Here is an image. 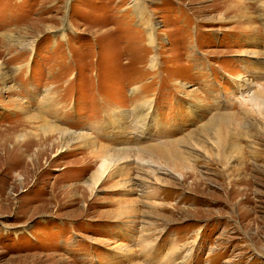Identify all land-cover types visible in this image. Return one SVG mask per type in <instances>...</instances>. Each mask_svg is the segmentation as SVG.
Wrapping results in <instances>:
<instances>
[{"label":"rangeland","instance_id":"obj_1","mask_svg":"<svg viewBox=\"0 0 264 264\" xmlns=\"http://www.w3.org/2000/svg\"><path fill=\"white\" fill-rule=\"evenodd\" d=\"M263 92L264 0H0V264H264Z\"/></svg>","mask_w":264,"mask_h":264},{"label":"bare ground","instance_id":"obj_2","mask_svg":"<svg viewBox=\"0 0 264 264\" xmlns=\"http://www.w3.org/2000/svg\"><path fill=\"white\" fill-rule=\"evenodd\" d=\"M254 102L256 103H254V105H256V107H257V105L258 106H260V104H262L263 105V107L261 108V109H259L258 108V111L259 112H263V110H264V92L262 93V94H259V96H257V97H254ZM130 113H128V115L129 116H131V117H133V118H137V117H139V115H138V112L137 111H134V110H132V111H129ZM263 116V115H262ZM230 117V116H229ZM225 119H227V117H225ZM222 120H216V123H220ZM228 124V123H227ZM225 125V124H224ZM216 132H217V134H216V136H214L215 137V139H219V141H218V144H220V142L221 141H223L224 142V139L222 138V136H221V133L219 132V126H216ZM229 136H230V133L228 134ZM217 137V138H216ZM231 139V138H230ZM225 145V144H224ZM233 147H234V145H233V142H230L229 144H228V148L230 149V151H231V149H233ZM225 148H227V146L225 147ZM155 150H154V152H149V155L151 156V155H153V156H166V161H169L168 163L170 164V165H172V166H177V165H180L181 163H184V162H181V160L179 159V157L177 156V154H178V151L176 150V149H174V148H172V149H167V148H162V147H156V148H154ZM146 151H148V150H146ZM142 153V152H141ZM144 153V152H143ZM142 153V154H143ZM113 156V155H112ZM115 156V155H114ZM152 157V156H151ZM182 157V156H181ZM180 157V158H181ZM19 158V157H18ZM22 158V157H21ZM20 159V158H19ZM104 159H110V160H113L114 161V158L113 157H110V155L108 156V155H104L102 158H101V161L102 160H104ZM116 159H117V157H116ZM125 159V158H124ZM183 159V158H182ZM161 160V159H160ZM183 161V160H182ZM17 163V162H16ZM15 164V163H14ZM107 165H109V164H107V163H105V162H103L101 165H100V170H99V172H98V174H95V175H93V178H92V182H91V185L90 186H88V187H90V188H95L97 185H98V182L101 180V179H103V180H101L102 182L103 181H105V178L106 177H109L108 176V173H106L105 174V171H106V168H107ZM111 168V167H110ZM114 169V168H113ZM120 170H122V169H120ZM120 170H118V173H119V171ZM124 170H126V169H124ZM121 172V171H120ZM110 173H112V172H110ZM105 174V176H103ZM90 182V181H89Z\"/></svg>","mask_w":264,"mask_h":264}]
</instances>
